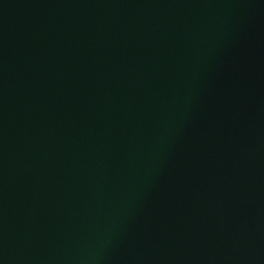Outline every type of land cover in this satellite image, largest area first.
<instances>
[{"label": "water", "instance_id": "95a60500", "mask_svg": "<svg viewBox=\"0 0 264 264\" xmlns=\"http://www.w3.org/2000/svg\"><path fill=\"white\" fill-rule=\"evenodd\" d=\"M0 264H264V0H0Z\"/></svg>", "mask_w": 264, "mask_h": 264}]
</instances>
